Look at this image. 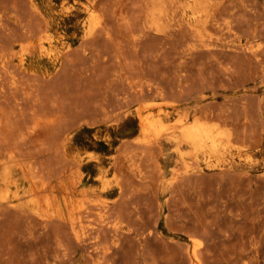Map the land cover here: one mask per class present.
Instances as JSON below:
<instances>
[{
  "label": "rangeland",
  "instance_id": "rangeland-1",
  "mask_svg": "<svg viewBox=\"0 0 264 264\" xmlns=\"http://www.w3.org/2000/svg\"><path fill=\"white\" fill-rule=\"evenodd\" d=\"M175 1L0 0V264H264V0Z\"/></svg>",
  "mask_w": 264,
  "mask_h": 264
},
{
  "label": "bare ground",
  "instance_id": "bare-ground-1",
  "mask_svg": "<svg viewBox=\"0 0 264 264\" xmlns=\"http://www.w3.org/2000/svg\"><path fill=\"white\" fill-rule=\"evenodd\" d=\"M173 2L175 0H153V3L155 2L157 4V7L155 6L153 8V11H152V14H151V24H152V27L154 26L156 28V30L159 29V21L161 19V17L165 15V11H166V7L169 5L170 6V3L168 4L167 2ZM182 1V0H181ZM176 4H177V1H175ZM189 4H187L185 6V8L187 10H189V16L191 17L192 19V22H188L190 24V26L194 29L195 31H197V23L200 22V19H202L204 13H205V9L204 7L202 6V0H188ZM174 3V2H173ZM182 3V2H180ZM165 4H168L166 5V7L164 6ZM178 5V4H177ZM154 6V4H153ZM174 6V5H173ZM171 7V6H170ZM177 7V10H179L178 6ZM172 8V7H171ZM174 9V8H173ZM183 9V8H182ZM172 11V10H171ZM176 12V11H175ZM169 13V11H168ZM177 14V13H176ZM170 15V14H169ZM183 15V14H182ZM186 15V14H185ZM184 16V15H183ZM186 18V17H185ZM151 26V25H150ZM162 27V26H160ZM147 28V27H146ZM89 33H91L90 29L88 30ZM163 31V30H162ZM93 32V30H92ZM159 32V31H158ZM201 43V42H200ZM252 48H255L252 47ZM252 50V49H251ZM254 50V49H253ZM158 114V113H157ZM138 118H139V125H140V128L141 130L143 131V133H146V134H155L156 136L160 135L159 133V130L161 129L162 125H163V122H162V118L160 116H152V115H142V114H138ZM137 119V118H136ZM181 119V118H179ZM175 123V122H174ZM168 125V124H167ZM177 125V124H175ZM164 126V125H163ZM172 126V125H171ZM175 127V126H174ZM163 128V127H162ZM165 128V127H164ZM163 128V129H164ZM177 129V133L173 132L171 135H170V138H172L175 142L177 143H186V145L188 144L190 147H192L194 150H199V149H203V150H206L209 154H212V153H215L217 152V150L220 148V145H222L221 143L227 139L225 134L219 130V128L215 125H209L207 123H203V122H200V121H193L192 123L190 122H184L183 120H180L179 121V124L177 127H175ZM162 129V130H163ZM166 129V128H165ZM171 129V128H170ZM169 129V130H170ZM160 130V131H162ZM167 130V129H166ZM173 130V129H172ZM158 132V133H157ZM166 132V131H164ZM171 132V131H170ZM165 135H167L165 133ZM147 136V135H146ZM163 136V135H162ZM169 136V134H168ZM159 138V136H158ZM157 138V139H158ZM229 139V138H228ZM148 143V142H147ZM182 143V144H183ZM228 144V142H227ZM208 155V154H207ZM187 167V166H186ZM36 193L37 190H36ZM37 196V195H36ZM38 197V196H37ZM34 198H35V195H34ZM36 199V198H35ZM45 199V198H44ZM43 199V200H44ZM51 199V198H50ZM32 200V199H31ZM42 201V200H41ZM39 199L37 200V202H40ZM52 201V200H50ZM44 204H48L49 203V200L48 198L45 199V201H43ZM42 202V204H43ZM36 202H34L33 204H35ZM39 204V203H38ZM52 204V202H51ZM50 204V205H51ZM32 205V204H31ZM35 206V205H34ZM32 206V207H34ZM40 204L37 206L38 208ZM30 207V206H29ZM50 207V206H49ZM46 208V207H45ZM30 209V208H29ZM51 209V207L49 208ZM37 210V209H36ZM40 210V209H39ZM38 210V212H39ZM58 210V209H57ZM56 210V211H57ZM41 211V210H40ZM46 211V210H45ZM43 212V211H41ZM58 212V211H57ZM56 212V213H57ZM41 215V213H39ZM38 214V215H39ZM58 214V213H57ZM79 215V214H78ZM47 216V215H46ZM48 217V216H47ZM46 219V218H44ZM70 219V218H69ZM75 219V217H74ZM79 219V217H78ZM72 220V219H70ZM75 221V220H74ZM79 221V220H77ZM70 222V221H69ZM80 223V222H78ZM75 223L73 222V220L71 221V225L73 227ZM70 225V223H69ZM70 225V226H71ZM76 225V224H75ZM82 226V225H81ZM80 227V225H79ZM75 228H77V225L76 227H73V229L75 230ZM83 228V227H82ZM87 229V228H85ZM83 229V230H85ZM78 230V229H77ZM81 230V229H80ZM88 230V229H87ZM82 232V230H81ZM85 233V231H83ZM87 232V231H86ZM83 233V234H84ZM77 234V233H76ZM194 261H195V264H197V249L194 248L192 250V253H191Z\"/></svg>",
  "mask_w": 264,
  "mask_h": 264
}]
</instances>
